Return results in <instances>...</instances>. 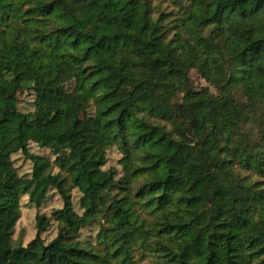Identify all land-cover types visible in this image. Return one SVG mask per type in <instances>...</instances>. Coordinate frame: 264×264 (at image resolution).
Returning <instances> with one entry per match:
<instances>
[{"label": "trees", "instance_id": "trees-1", "mask_svg": "<svg viewBox=\"0 0 264 264\" xmlns=\"http://www.w3.org/2000/svg\"><path fill=\"white\" fill-rule=\"evenodd\" d=\"M166 1L0 0V94L35 99L6 108L0 213L15 191L62 201L25 247L11 244L20 212L2 218L0 264H264V0ZM190 70L216 93L194 95ZM61 99L93 108L88 139L74 142ZM112 147L121 175L104 169ZM91 226L96 244L80 240Z\"/></svg>", "mask_w": 264, "mask_h": 264}, {"label": "rangeland", "instance_id": "rangeland-1", "mask_svg": "<svg viewBox=\"0 0 264 264\" xmlns=\"http://www.w3.org/2000/svg\"><path fill=\"white\" fill-rule=\"evenodd\" d=\"M160 1L161 9L169 11V3L166 0ZM188 76L194 89V95H199V92H201V90L204 88L209 89L211 93H216L213 87L204 79H202L201 76L195 70H190ZM34 100V94L28 88L25 87L18 89L14 96L0 94V136L3 132L7 131L10 128L12 122V118L10 117V114L6 111V108L10 106L12 108H16L22 113H32L34 112ZM51 105L59 109L60 112L67 118L76 119L77 134L73 139L74 142L88 139L90 131L98 127L99 120L93 108L87 109L83 106L75 107L70 104V102L63 99L52 102ZM27 137L28 130L25 131L23 141L28 143V151L31 154L39 155L44 158L50 159L51 162L54 160V157L49 150L39 148L36 144L30 142ZM120 159L121 155L119 151L115 147L110 148L107 151V163L104 166V169L107 170L109 168H115L119 172V175H121V166L118 164ZM12 163L19 176L25 177L30 174L31 163L23 155L19 153L13 155ZM1 170L2 167H0V171ZM55 172H57L56 168L54 170V173ZM71 195L74 210L78 214H81L82 211L80 210L78 205L80 198L79 192L76 189H73L71 191ZM47 197V202H45L41 207L36 208L29 203L27 196H20L17 191L13 192L10 195L12 209L9 212L0 213V221L6 216L13 215L17 210L20 212V217L15 224L14 234L11 237V244L13 247H25L30 241L35 238L37 216L45 215L46 217H50L55 210L62 208V201L59 199L57 194L51 191L49 192ZM61 223H63V225H65L69 229H73V226L69 224L64 218L61 219ZM97 231V227L94 226L85 228L80 232V240L96 244L95 237ZM56 235L57 223L53 221L51 225L47 228V230L41 234V239H43L44 244L47 245L52 239L56 237ZM2 249L3 244L0 241V251ZM140 264H150V262L147 259L141 262Z\"/></svg>", "mask_w": 264, "mask_h": 264}]
</instances>
